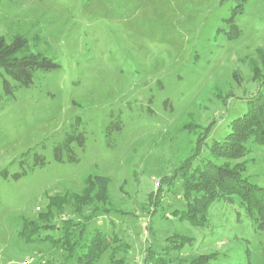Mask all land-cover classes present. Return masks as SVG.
<instances>
[{
  "label": "rangeland",
  "instance_id": "374dc122",
  "mask_svg": "<svg viewBox=\"0 0 264 264\" xmlns=\"http://www.w3.org/2000/svg\"><path fill=\"white\" fill-rule=\"evenodd\" d=\"M0 36L59 65L0 101V264H66L69 244L97 233L121 241L94 264L213 253L264 264L263 234L237 201L220 197L203 227L173 215L177 170L197 152L198 166L240 167L264 188V146L210 151L264 78V0H0ZM61 220L69 238L55 246L21 237Z\"/></svg>",
  "mask_w": 264,
  "mask_h": 264
},
{
  "label": "trees",
  "instance_id": "16d2710c",
  "mask_svg": "<svg viewBox=\"0 0 264 264\" xmlns=\"http://www.w3.org/2000/svg\"><path fill=\"white\" fill-rule=\"evenodd\" d=\"M239 13L241 12H237V14ZM261 57L264 61V54ZM57 69H59V65L50 58L31 52L27 40L22 36H14L9 42L0 36V101L14 98V93L19 89L29 88L32 85L35 72H50ZM263 88L264 78L260 82L258 91L246 102L244 113L229 122L228 131L221 140L213 142L210 147L212 154L226 158H238L244 153L242 145L248 141L252 140L258 145L264 146ZM198 149L199 147H197ZM197 153L194 157L186 159L177 170L176 175L182 182L180 194L183 200V209L180 212H174L173 215L178 214L177 217L180 220L195 227H203L211 205L222 197L228 201H237L239 208L246 213L254 227L262 232L264 238V188L241 178L240 167L230 169L209 162L198 166L195 164ZM94 183L98 187V196L102 197L108 183L107 180L95 177ZM86 193L84 191L80 196H72L73 204L77 205L86 201L87 199L84 200L87 197ZM94 218L95 216L91 219ZM68 221L72 223V220ZM60 222L62 223L50 226H34L30 228V231L26 226L21 232V237L27 244H36L41 241L55 246L69 238L66 222L63 220ZM59 234L62 235L60 238H58ZM111 240L115 243L121 241L117 238L116 233H113L111 238L97 233L85 244L75 242L71 245L68 242L70 253L66 264L71 260H73V264H94L100 254L109 246L107 242ZM185 243L180 245V249ZM162 250L168 254L169 248L165 247ZM148 252H154V249L148 247L145 254ZM226 258L223 254L213 253L194 257L179 264H221L226 261ZM143 260L147 264L145 257ZM117 263L114 259L110 260V264Z\"/></svg>",
  "mask_w": 264,
  "mask_h": 264
}]
</instances>
